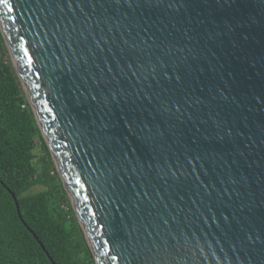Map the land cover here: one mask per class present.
Listing matches in <instances>:
<instances>
[{
	"label": "water",
	"instance_id": "obj_1",
	"mask_svg": "<svg viewBox=\"0 0 264 264\" xmlns=\"http://www.w3.org/2000/svg\"><path fill=\"white\" fill-rule=\"evenodd\" d=\"M0 33L95 264H264V0H0Z\"/></svg>",
	"mask_w": 264,
	"mask_h": 264
},
{
	"label": "trees",
	"instance_id": "obj_2",
	"mask_svg": "<svg viewBox=\"0 0 264 264\" xmlns=\"http://www.w3.org/2000/svg\"><path fill=\"white\" fill-rule=\"evenodd\" d=\"M48 257L95 264L0 33V264Z\"/></svg>",
	"mask_w": 264,
	"mask_h": 264
},
{
	"label": "rangeland",
	"instance_id": "obj_3",
	"mask_svg": "<svg viewBox=\"0 0 264 264\" xmlns=\"http://www.w3.org/2000/svg\"><path fill=\"white\" fill-rule=\"evenodd\" d=\"M38 149H39V148H38ZM38 152H39V151H38ZM38 190H40V187H38V186L33 188V191H38Z\"/></svg>",
	"mask_w": 264,
	"mask_h": 264
},
{
	"label": "snow or ice",
	"instance_id": "obj_4",
	"mask_svg": "<svg viewBox=\"0 0 264 264\" xmlns=\"http://www.w3.org/2000/svg\"><path fill=\"white\" fill-rule=\"evenodd\" d=\"M5 3H7V0H5ZM25 55H27V53H25Z\"/></svg>",
	"mask_w": 264,
	"mask_h": 264
}]
</instances>
